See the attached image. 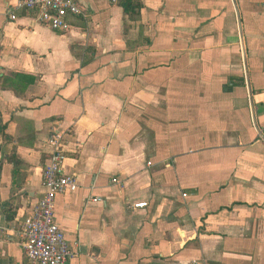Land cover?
<instances>
[{
  "label": "crops",
  "instance_id": "crops-1",
  "mask_svg": "<svg viewBox=\"0 0 264 264\" xmlns=\"http://www.w3.org/2000/svg\"><path fill=\"white\" fill-rule=\"evenodd\" d=\"M17 1L0 0V264H30L17 230L55 131L78 183L55 203L70 264H264V0H76L66 32L11 20Z\"/></svg>",
  "mask_w": 264,
  "mask_h": 264
},
{
  "label": "built area",
  "instance_id": "built-area-1",
  "mask_svg": "<svg viewBox=\"0 0 264 264\" xmlns=\"http://www.w3.org/2000/svg\"><path fill=\"white\" fill-rule=\"evenodd\" d=\"M32 13L37 22L53 31L70 29L68 18L83 14L76 0H18L10 19L16 20L15 12ZM51 153L43 170L41 199L33 207L31 215L17 230L26 258L30 264H70L74 257L67 239L56 222L55 203L58 195L74 193L78 189L77 178L65 173L67 160L65 134L55 131L48 140ZM146 204L136 205L143 208Z\"/></svg>",
  "mask_w": 264,
  "mask_h": 264
},
{
  "label": "trees",
  "instance_id": "trees-1",
  "mask_svg": "<svg viewBox=\"0 0 264 264\" xmlns=\"http://www.w3.org/2000/svg\"><path fill=\"white\" fill-rule=\"evenodd\" d=\"M130 3H131L130 1H127L126 5H125V6H127L126 11L128 10V7H129V4H130ZM15 77H16V78H19V75H15Z\"/></svg>",
  "mask_w": 264,
  "mask_h": 264
},
{
  "label": "water",
  "instance_id": "water-1",
  "mask_svg": "<svg viewBox=\"0 0 264 264\" xmlns=\"http://www.w3.org/2000/svg\"><path fill=\"white\" fill-rule=\"evenodd\" d=\"M0 157H1V147H0Z\"/></svg>",
  "mask_w": 264,
  "mask_h": 264
}]
</instances>
